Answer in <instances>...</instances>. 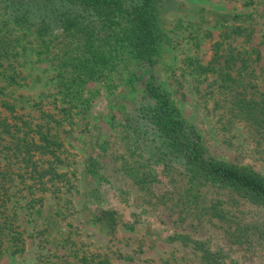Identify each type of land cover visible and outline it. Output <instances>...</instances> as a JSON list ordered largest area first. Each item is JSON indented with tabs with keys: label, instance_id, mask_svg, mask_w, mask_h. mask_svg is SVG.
Listing matches in <instances>:
<instances>
[{
	"label": "rangeland",
	"instance_id": "1",
	"mask_svg": "<svg viewBox=\"0 0 264 264\" xmlns=\"http://www.w3.org/2000/svg\"><path fill=\"white\" fill-rule=\"evenodd\" d=\"M179 1L185 8L161 20L153 67L130 54L114 25H100L96 51L84 55L68 34L40 38L0 14V42L12 55L0 69V112L33 125L44 122L41 107L58 123L64 161L44 192L15 180L24 251H6L0 264H79L82 254L110 264H206L191 241L228 264H264V206L190 182L153 134L134 131L144 85L155 81L208 156L264 174V139L236 106L242 93L264 98V0ZM78 56H91L89 68ZM108 210L113 229L97 219ZM176 234L187 239L168 240Z\"/></svg>",
	"mask_w": 264,
	"mask_h": 264
},
{
	"label": "trees",
	"instance_id": "2",
	"mask_svg": "<svg viewBox=\"0 0 264 264\" xmlns=\"http://www.w3.org/2000/svg\"><path fill=\"white\" fill-rule=\"evenodd\" d=\"M184 8L185 3L179 0H0V14L5 20L31 29L40 38L68 34L79 44L76 47L84 55L96 51L98 27L102 24L114 25L130 54L149 67L155 64L162 39L161 20L166 13ZM232 34L241 35L242 31L235 29ZM10 48L8 43L0 42V69L3 72L11 67ZM79 60V64L85 63L83 67L89 68L91 56ZM10 79L13 81L12 77ZM242 95L237 98L236 106L251 120L254 131L264 139V98L257 100L252 94ZM38 112L44 122L33 125L23 116H14L9 121L0 112V134L7 139L0 148V153L4 154L3 161H0V258L11 249L24 251L15 208L16 195L20 190L15 180L44 192L47 182L62 177L58 170L64 164L62 142L54 132L58 123L41 107ZM133 120H136L134 131L153 134L162 144V152L169 162L176 164L190 182L231 190L264 206V174L208 156L199 133L182 120L170 96L155 81L145 83L143 101L135 109ZM51 122H54L53 126ZM27 208L34 213L40 212L30 202ZM97 219L114 228L113 211L108 210L103 218ZM184 239L187 236L183 234L168 238ZM191 242L206 264H228L224 253L211 250L200 241ZM75 258L79 264H110L108 259L95 262L85 254Z\"/></svg>",
	"mask_w": 264,
	"mask_h": 264
}]
</instances>
